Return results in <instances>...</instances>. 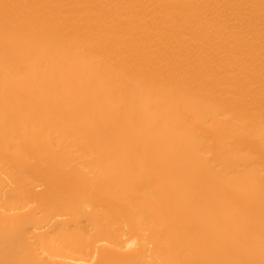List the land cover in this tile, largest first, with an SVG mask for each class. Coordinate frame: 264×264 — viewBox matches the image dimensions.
<instances>
[{"label": "bare ground", "instance_id": "1", "mask_svg": "<svg viewBox=\"0 0 264 264\" xmlns=\"http://www.w3.org/2000/svg\"><path fill=\"white\" fill-rule=\"evenodd\" d=\"M0 264H264V0H0Z\"/></svg>", "mask_w": 264, "mask_h": 264}]
</instances>
